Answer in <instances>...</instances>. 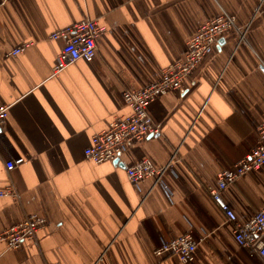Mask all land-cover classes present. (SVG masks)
Masks as SVG:
<instances>
[{"label": "crops", "instance_id": "obj_1", "mask_svg": "<svg viewBox=\"0 0 264 264\" xmlns=\"http://www.w3.org/2000/svg\"><path fill=\"white\" fill-rule=\"evenodd\" d=\"M221 10L236 31L206 54L179 90L157 97L149 112L159 133L129 146L116 161L84 156L91 135L128 113L122 92L142 88L179 60L198 26ZM83 17L107 30L97 56L51 67L62 46L49 34ZM33 45L16 56L8 52ZM264 0H0V232L37 214L46 225L17 248L0 241V264H183L158 258L162 240L190 232L198 245L186 264H262L237 244L233 224L211 198L217 173L258 143L264 118ZM174 153V155H173ZM22 157L10 171L4 163ZM170 161L162 182H130L126 168ZM239 221L264 204V167L221 193Z\"/></svg>", "mask_w": 264, "mask_h": 264}, {"label": "built area", "instance_id": "obj_2", "mask_svg": "<svg viewBox=\"0 0 264 264\" xmlns=\"http://www.w3.org/2000/svg\"><path fill=\"white\" fill-rule=\"evenodd\" d=\"M106 30L107 26L100 20L83 17L51 32L50 39L63 42L51 67V75H57L76 61H92L97 56L96 40ZM230 31H236L242 37V32H239L235 25V16L221 10L216 16L198 26L187 40L183 56L166 66L157 80L142 88L123 90L122 98L128 113L113 116L103 130L91 135L89 144L84 149L85 158L95 164L114 161L129 146L159 133V126L149 112L151 102L171 90H179L203 57L219 44L224 34ZM33 43L22 42L12 48L8 55L16 56ZM260 63L264 68V59ZM9 107V104L0 103V126L7 119ZM257 135L258 143L231 168L220 170L217 173L216 185L208 187V192L224 212L226 220L233 224L235 242L249 248L264 264V204L248 220L241 222L221 195L222 191L241 175L259 171L264 167V118L257 126ZM23 160L19 157L5 161V169L10 171ZM169 166L170 161L162 166H155L148 159H143L127 167L125 171L128 180L135 185L148 178L153 180L154 185L162 182ZM4 197L18 198L12 184L0 187V198ZM45 225L46 219L43 216L27 215L19 223L0 232V241L4 242L7 248H17L24 241L34 240L37 232ZM197 245L198 240L190 232H186L169 240H162L154 248L153 254L158 258L174 255L181 263L186 264L194 260Z\"/></svg>", "mask_w": 264, "mask_h": 264}, {"label": "water", "instance_id": "obj_3", "mask_svg": "<svg viewBox=\"0 0 264 264\" xmlns=\"http://www.w3.org/2000/svg\"><path fill=\"white\" fill-rule=\"evenodd\" d=\"M222 41H223V40H222V39H220V40H219V44H220V43H222ZM114 161H116V159H115Z\"/></svg>", "mask_w": 264, "mask_h": 264}, {"label": "rangeland", "instance_id": "obj_4", "mask_svg": "<svg viewBox=\"0 0 264 264\" xmlns=\"http://www.w3.org/2000/svg\"><path fill=\"white\" fill-rule=\"evenodd\" d=\"M198 65H199V64H198ZM198 65H197V66H198Z\"/></svg>", "mask_w": 264, "mask_h": 264}]
</instances>
